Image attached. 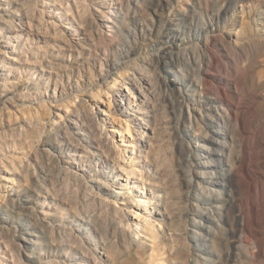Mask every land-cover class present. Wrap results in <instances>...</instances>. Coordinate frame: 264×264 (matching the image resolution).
I'll return each instance as SVG.
<instances>
[{
	"label": "rangeland",
	"instance_id": "1",
	"mask_svg": "<svg viewBox=\"0 0 264 264\" xmlns=\"http://www.w3.org/2000/svg\"><path fill=\"white\" fill-rule=\"evenodd\" d=\"M47 1L11 0L8 7L16 13L23 3L35 26L23 50L0 44L8 51V57L0 53V64H9L0 69L9 73L0 76V194H6L0 201V264H150V238L135 234L140 227L135 207L115 211L114 202L127 190L121 176L132 185L142 180L149 197L156 193L150 208L162 223L165 246L157 264H264V0H113L117 13L112 0H70L66 17L76 18L74 26L56 19ZM3 16L7 12L0 11ZM1 27L14 35L11 24L0 22ZM172 72L180 81L176 87L166 82ZM114 76L127 83L121 94L130 89L139 103L131 110L141 118L131 115L136 174L108 159L92 139L97 127L113 152L121 139L107 133L127 119L125 104L110 89ZM220 88L232 104L228 129L234 143L246 139L252 158L242 182L254 181V189L243 192L240 205L239 185L231 177L218 188L219 201L215 191L208 192V181L195 177L187 186L186 178L177 176L178 170L201 172L204 160L223 172L220 147L209 143L217 148L210 155L199 150L203 135L220 137ZM99 90L102 97L96 96ZM106 110L112 117L103 128ZM236 114L243 125L236 124ZM84 150L86 157L79 154ZM172 188L196 197L174 202ZM245 214L254 231L248 246L255 259L246 250L237 255Z\"/></svg>",
	"mask_w": 264,
	"mask_h": 264
},
{
	"label": "bare ground",
	"instance_id": "2",
	"mask_svg": "<svg viewBox=\"0 0 264 264\" xmlns=\"http://www.w3.org/2000/svg\"><path fill=\"white\" fill-rule=\"evenodd\" d=\"M105 1V0H104ZM101 2V1H100ZM110 8H114L112 10H115V12L117 13V11L119 10V7H114V3L113 0L110 1ZM47 4L49 6H53L54 9L53 14L54 17H56V19L58 20H72L70 21L71 26H74V22L73 20H76V18L72 15L70 17H66L67 13H69V10H72V4L70 0H48L47 2H44V4ZM11 4V0H0V11H5L7 12L8 17L3 16L0 17V22L5 23L7 26H9V24H11V28L8 27V30L10 31V33H14V35L11 36H7L6 35V28H2L0 29V44L2 46L5 47H12L13 52L18 51V50H23L24 48L27 47V43H29V38H28V33H31V31H33V26L34 22L32 17L29 16V14L27 12H25L24 8V4L23 3H18L21 5L20 9H17L18 12L14 13L8 6ZM75 4L79 6V1H75ZM108 4V3H105ZM106 5H104L105 7ZM34 10V9H33ZM31 13V12H30ZM154 13V12H153ZM38 14H40L38 12ZM104 16H108L107 12H103ZM36 15V13H35ZM39 16V15H38ZM114 16V15H113ZM65 17V18H64ZM16 19L18 21H20V25H17L16 23ZM85 19V18H84ZM170 20V19H169ZM49 21V20H47ZM107 21V20H106ZM57 22V21H56ZM55 22V23H56ZM82 22V21H81ZM86 22V21H84ZM169 22V21H168ZM179 23V22H178ZM38 25V24H37ZM99 27V26H98ZM36 28V27H35ZM91 29V28H90ZM71 30H75L74 27L71 28ZM45 31V30H44ZM46 33V32H45ZM57 33V32H56ZM245 33H251L248 36H254L256 37V35L254 33L253 30H246ZM38 34V33H37ZM80 33H78L77 35H79ZM242 34V33H241ZM27 37L26 40H24L23 38ZM87 38V37H86ZM6 39V40H5ZM85 39V38H84ZM181 38H179V36L174 35L173 36V40L174 43L179 42ZM232 40V39H231ZM235 40V39H234ZM4 42V43H3ZM253 42H251L252 44ZM65 44V43H64ZM193 44V43H192ZM12 45V46H11ZM256 45V44H255ZM70 46V45H69ZM73 47V46H72ZM175 48V47H174ZM78 49V48H77ZM171 51V50H170ZM7 50L4 48L0 49V53L4 54L5 56L8 57L7 55ZM175 52V51H174ZM30 53V52H29ZM28 54V53H27ZM150 54V53H149ZM27 56V55H26ZM11 58V57H10ZM12 59H16V58H12ZM27 59V58H26ZM18 60V58H17ZM129 60V59H128ZM15 61V60H14ZM38 61H41L38 59ZM43 61V60H42ZM176 61V60H175ZM43 63V62H42ZM104 63V61H103ZM122 63V62H121ZM230 63V62H229ZM34 64V63H33ZM117 64V63H116ZM67 66V65H66ZM109 67V66H108ZM7 68H9V64L7 62H4L2 64H0V69H2V71L6 70ZM45 68V67H43ZM42 69V68H41ZM32 71V70H31ZM29 74H33V72H31ZM56 71H58V69H56ZM119 71V70H118ZM1 72V71H0ZM114 72V71H113ZM55 73V72H54ZM29 74H27L26 80H29ZM111 74V73H110ZM244 74V73H243ZM9 73H0V76H8ZM21 75V74H20ZM134 76V75H133ZM122 78V77H120ZM24 79V78H23ZM146 79V78H145ZM232 80V79H231ZM133 81V80H132ZM146 81V80H145ZM240 81V80H239ZM134 82V81H133ZM166 82L168 84H170L173 87H176L178 83H180L178 77H177V73L172 72L171 77H169ZM205 82L206 84H211V81H209V79L207 77H205ZM8 81H5L4 84H7ZM135 83V82H134ZM126 81L124 83L119 82V77L118 76H114L113 80H112V85L110 87V89L113 91H117L118 97H121L122 103L125 104V112L124 115L125 117H127L126 120H124L123 124L120 126L122 128H118L115 126H110V130L107 132L108 135L109 134H116V136H120L121 139L118 140L116 143V151H112V149L109 146H105L103 145V140L101 139V135L100 133L97 131V127H94L91 132H92V139L94 141L98 142V146L100 147L99 149L102 151V154H104L108 159L114 157V162L116 164H118L121 168L125 169L128 171V173H133L136 174L138 172L137 170V157L134 155L135 150L137 149V141L134 138V126H133V122L134 119L131 118V115H135L134 117L141 119L139 116H137L133 111V105H138L137 103V99L134 97L135 93L132 92L130 89L128 91L127 95L121 94L122 89L124 87V85H126ZM219 85V84H218ZM93 86V85H92ZM130 86V85H129ZM91 88V87H90ZM89 88V89H90ZM127 88V87H126ZM135 88V87H134ZM147 88V87H146ZM174 89V88H173ZM104 90V89H103ZM103 90H99V94L96 96L100 97L102 92H104ZM141 91V90H140ZM116 92V93H117ZM168 92V91H167ZM110 93V91L108 92ZM140 94V93H139ZM151 94V93H150ZM220 94L222 96V100L220 101V105L218 108V116H219V122L217 123L218 128L216 130V132L218 133V135L220 136L219 138H213V139H209L206 135H203L202 138L200 136V138L202 139V143L199 145V150L200 151H204L206 154L210 155L211 153H215L213 151H216L217 148H214V150L211 149L210 146H208L209 143H214L217 147L221 148V152H218V154L220 155V159L223 163V165L221 166L223 172H220L221 175L217 174V172H215V164H213L212 161H208V160H204V169L201 172H198L196 170H194L193 173L192 170H190V172L188 171H179L177 173V176H183L184 178H186L184 181H186V185L188 186L191 182L196 181L195 177L197 178H202L203 180L208 181V183L211 184L210 188L208 189V192L211 194L212 192L215 191V194L217 195V199L220 201V199H223L222 195H220V193L222 191H220L218 188L226 185V181L228 179V177L234 179L238 185H239V193H238V197H237V203L240 205L242 204L243 200H242V194L243 192H250L251 190L254 189V181L248 183V184H244L242 182V179L249 174V169H250V165L252 162V158H251V154L249 153V145L246 141V139H243L241 141L240 145H235V139L233 134L231 133V131L228 129V123L229 120L231 119V111L230 108L232 107L230 98L228 96V94L225 91V88H220ZM111 95V94H110ZM142 97H144L145 99L142 98L141 101H145L147 99V96L143 93H141ZM106 96V95H105ZM125 96H127V101H125ZM149 96V95H148ZM243 96V95H242ZM102 97V96H101ZM108 98V95L107 97ZM113 98V97H112ZM99 100V99H98ZM111 103V98L109 99ZM147 101V100H146ZM217 101V100H216ZM263 101V100H262ZM37 102V101H36ZM93 102V101H92ZM101 102V100H100ZM150 102V101H149ZM104 103V102H103ZM108 103V102H107ZM88 104V103H87ZM99 104V101H98ZM106 104V103H104ZM48 105V104H47ZM109 105V104H107ZM111 105V104H110ZM201 106V105H200ZM137 107L139 109H142L141 107L138 106H134ZM94 108V107H93ZM104 108V107H103ZM189 110H190V106H188ZM59 109V108H58ZM106 109V108H105ZM104 109V110H105ZM109 109V108H108ZM115 109V108H114ZM194 111H197V108H193ZM123 110V109H122ZM235 110V109H234ZM68 111V110H67ZM141 111L140 113H144L143 110H139ZM152 111V110H151ZM75 112L78 113H82L83 111L79 110V109H75ZM106 115H108L107 117H105L106 122H104L103 124H101V127H105L107 125V122L109 121V119H111L112 117V112L111 110H106ZM192 115V113L190 114ZM62 117V116H61ZM194 118H197V115H194ZM235 122L238 125H243L244 120L239 116V115H235ZM181 119V118H180ZM30 120V119H29ZM86 120V119H85ZM72 121V120H71ZM119 121V120H118ZM121 122V121H119ZM20 124V123H19ZM138 124V123H137ZM164 124V123H163ZM223 124V127L221 128ZM249 124V123H248ZM2 125V124H1ZM11 125V124H10ZM23 125V123H22ZM253 125V124H252ZM140 126H142L141 128H143V123L140 124ZM3 128V127H2ZM6 128V127H5ZM23 128V127H22ZM45 128V127H44ZM2 130V129H1ZM141 130V129H139ZM7 131V130H6ZM16 131V130H15ZM26 131V130H25ZM113 131V132H111ZM176 131V130H175ZM5 133V132H4ZM7 133V132H6ZM22 133V132H21ZM135 133V132H134ZM160 134V133H159ZM246 134V133H245ZM136 135V134H135ZM7 136V135H6ZM238 136L241 138V134H238ZM243 138V137H242ZM246 138V137H244ZM108 143V142H107ZM121 143V144H120ZM102 144V145H101ZM146 146V145H145ZM84 147V146H83ZM122 148V149H121ZM81 149V148H80ZM126 151V152H124ZM83 153H79L80 156L82 157H86L89 153V151L84 150L82 151ZM192 155L197 159L200 158L201 154L198 153H194L192 151ZM93 154L92 152H90V155ZM16 155V154H15ZM213 156V155H212ZM52 157V156H51ZM97 157V156H96ZM95 159V158H94ZM97 161V160H96ZM127 163H131L129 166H127ZM263 163V162H262ZM199 164V162H198ZM78 165V164H77ZM142 165V164H141ZM200 165V164H199ZM142 168V167H141ZM106 170V169H105ZM144 171V170H143ZM5 172V171H4ZM120 173V172H119ZM118 173V174H119ZM10 174V173H9ZM165 174V173H164ZM126 176V175H125ZM121 180H123L124 182V188H126V192L124 194V198H118L116 199L117 201L114 202L115 205V211L117 213H121L124 210L125 206H131L135 207L133 209V214L134 217L136 216V218L139 220L137 221V225H140V227L137 229V231L135 232L136 235H138L140 240H145L142 237V234L145 235V237L150 238V247L149 250H152V253L150 254V258H151V262L150 264H157L158 260H163L162 255L165 254V246H164V240L162 238H160V235L162 234V231L159 230V226L162 227V223L157 224L156 219H154L153 215H152V211L150 208V204L152 202V200L156 197V193H152L149 197V192L146 191V187H145V183H143V181H137L135 182L133 185L130 182V178H125L123 176L120 177ZM200 180V179H199ZM134 181V180H133ZM136 181V179H135ZM138 182H142V183H138ZM173 185V184H172ZM151 190V189H150ZM101 192V191H100ZM152 192V191H151ZM16 196V195H15ZM196 197L195 194H192L187 190H182L180 188L177 189H171V200H173L174 202H179L181 200H183L185 197L186 199L188 197ZM6 194L3 195V193L0 194V201L1 198H5ZM165 198V197H164ZM156 201V200H155ZM185 201V200H184ZM6 202V201H5ZM249 204V203H248ZM137 207H141V208H137ZM152 207V206H151ZM248 207V206H247ZM246 207V208H247ZM258 207V206H257ZM28 211L33 212L34 208L31 206H27ZM141 209V211H140ZM175 209V208H174ZM176 210V209H175ZM158 211V210H157ZM179 211V210H178ZM160 213V212H159ZM175 213V212H174ZM173 211H171V214L174 215ZM253 213V212H252ZM165 214V213H164ZM167 214V213H166ZM177 214V213H176ZM244 214V213H243ZM250 214V213H249ZM171 215V218L173 219V216ZM221 215V214H220ZM121 216V215H120ZM132 216V215H131ZM179 217V216H178ZM5 218V217H4ZM121 219V218H120ZM175 219V218H174ZM183 219V218H182ZM129 220V219H128ZM179 221V220H178ZM174 222V221H173ZM186 222V221H184ZM1 223V222H0ZM6 223V222H5ZM191 223V222H190ZM172 224V223H170ZM169 224V225H170ZM168 225V224H167ZM184 225V224H183ZM182 226V225H181ZM189 226V225H188ZM220 223L217 222L216 223V228H220ZM164 227V226H163ZM166 227V226H165ZM168 227V226H167ZM171 231L174 230L173 226L171 225L170 227ZM184 228V227H183ZM182 228V229H183ZM179 231V230H178ZM183 231V230H182ZM170 233V232H169ZM182 233V232H181ZM254 233L253 228H252V223L251 220L249 218V216L247 214L243 215L242 218V222L240 224V229L238 231V236L236 238V246L237 249L239 250V252L237 253V255L241 252L243 253V251L246 250V256L250 259V257L252 259H255L256 257V253H252L249 251V246L248 243L250 242V236ZM176 234V233H175ZM183 234V233H182ZM185 234V233H184ZM187 234V233H186ZM143 235V236H144ZM172 236L174 235V232L171 234ZM137 238H134L135 240H138ZM35 239H30L28 240L29 242L32 243V241ZM147 241V240H146ZM4 243V242H3ZM6 246V245H5ZM251 247V246H250ZM178 250V254H180L181 250ZM257 251V250H256ZM55 258V257H54ZM171 258H175V256H172ZM106 259V258H105ZM204 259H206L207 261L211 260L208 257H204ZM190 260V259H189ZM203 262V261H202ZM41 263V262H40ZM96 263V262H95ZM94 263V264H95ZM200 263V262H199ZM15 264V263H14ZM236 264V263H234ZM250 264H254L253 261H250Z\"/></svg>",
	"mask_w": 264,
	"mask_h": 264
}]
</instances>
